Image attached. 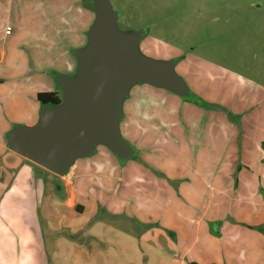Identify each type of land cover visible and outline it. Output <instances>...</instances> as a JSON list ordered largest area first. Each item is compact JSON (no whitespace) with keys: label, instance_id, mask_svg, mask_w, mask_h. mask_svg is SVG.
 <instances>
[{"label":"rangeland","instance_id":"374dc122","mask_svg":"<svg viewBox=\"0 0 264 264\" xmlns=\"http://www.w3.org/2000/svg\"><path fill=\"white\" fill-rule=\"evenodd\" d=\"M67 3L66 0H1V127L13 129L26 125V121L33 119L31 111L40 114L42 104L36 98L39 91H56L65 101L66 92L58 80L59 75L81 77L77 52L88 46L93 23L87 27V16L95 15L96 8L93 0H76L75 9L85 14L80 21L77 17L80 13L74 12L71 17L76 21L75 27L66 32L63 16H67ZM110 3L117 13L120 33L142 35L138 46L141 55L157 60L176 56L177 63L183 59V66L190 69L187 75L190 81L195 77L193 66L196 68L197 87L203 84L201 93L191 87L193 97L184 98L199 109L195 116L200 124H196L191 137L203 133L200 129H205L204 136L212 137L214 135L207 132L218 127L229 129L233 135L237 133L236 144L228 153L227 143L222 141L213 147L210 144L207 152L210 162L225 158L226 165L232 163L231 167L220 169L232 182L233 188L228 193L232 198L223 199L210 191L202 207L210 212L207 221H211L212 214L225 212L222 224L236 221L235 209H241L242 221L250 223L249 228L263 235L252 243L226 237L223 242L227 241V250L230 248L232 254L226 257L231 262L224 264H264V0H110ZM6 25L9 28L6 29ZM176 66L177 72L187 74L181 65ZM223 113L231 123L221 119ZM249 138L257 149L250 151V145L244 153L241 141L247 143L245 139ZM99 144L101 142L96 146ZM203 147L208 148L204 145L200 148ZM251 154H256L263 166L260 163L255 167L246 165L244 156ZM129 158L138 160L137 151ZM249 169L258 180L261 178L256 191L259 196L251 201L243 194L238 195L236 190L238 181L244 178L238 177L240 172L246 175ZM232 171L235 173L230 174ZM178 184L174 181L172 186ZM214 185L217 187L218 182ZM55 213L51 207V214ZM255 213H259V217L254 218ZM62 215L59 222L51 220L53 227L57 225L60 229L51 231L50 238L59 237L61 264H78L73 257L74 247L64 237L74 236L68 226L83 229L91 219L83 214L70 217L68 210H63ZM96 226L94 231L101 235L102 241L92 247L95 253L82 257L85 264H159L154 258L144 256L140 238L129 228L107 223ZM75 233L77 239L83 238L82 231ZM51 256L54 258L53 252Z\"/></svg>","mask_w":264,"mask_h":264},{"label":"crops","instance_id":"0c3cea01","mask_svg":"<svg viewBox=\"0 0 264 264\" xmlns=\"http://www.w3.org/2000/svg\"><path fill=\"white\" fill-rule=\"evenodd\" d=\"M66 2L63 27L67 32L76 24L71 15L80 12L75 9L76 0ZM90 17L86 22L88 28L95 19L94 13ZM182 63H185L183 59L177 65L187 74L178 73L190 88L200 92L203 84L197 87L196 68L193 66L195 77L190 81L187 77L190 69ZM197 110V106L166 88L136 84L124 100L120 128L123 137L136 149L138 160L129 158L123 163L110 148L99 144L93 155L78 158L65 175L46 172L10 149L7 137L11 129L0 126V264H61L59 237L50 236L51 231L60 229L57 225L53 227L51 220L59 222L63 210H68L70 217L83 214L91 219L83 229L68 226L74 236L64 237L74 247V261L79 263L85 262L82 259L85 255L95 253L94 246L102 241L101 235L94 231L99 223L129 228L140 238L144 256L154 258L159 264L229 263L226 257L230 248L227 250V241L223 242L226 237L243 243L262 238L260 231L242 221L241 209H235L234 222L222 224L221 217L225 214L222 211L212 214L211 221H207L210 212L202 206L208 193L232 198L228 193L233 188L220 170L223 166L231 167L232 163L226 165L225 158L210 162L207 152L210 144L213 147L222 141L227 143L228 153L236 144L237 133L233 135L229 129L218 127L207 132L212 137L203 135L205 129H200L203 133L196 138L191 137L196 124H200L195 116ZM30 113L33 119L26 121V125H33L39 119V111ZM220 116L224 122L231 123L225 113ZM245 140L247 143L241 141L243 152L250 145V151L256 152L255 142L251 138ZM201 145L208 148H200ZM244 159L246 165L263 166L256 154ZM160 173L164 175L158 176ZM243 173L238 176L244 178L238 181L237 194L251 201L259 196L256 191L261 178L253 176L250 169L246 175ZM174 181L179 184L173 187ZM51 207L55 214H51ZM76 231H82L83 238L77 239Z\"/></svg>","mask_w":264,"mask_h":264},{"label":"water","instance_id":"95a60500","mask_svg":"<svg viewBox=\"0 0 264 264\" xmlns=\"http://www.w3.org/2000/svg\"><path fill=\"white\" fill-rule=\"evenodd\" d=\"M93 1L89 43L77 52L81 77L59 75L66 100L42 104L35 124L17 126L7 137L10 149L57 175L67 174L78 158L93 155L98 142L121 159L135 155L120 128L123 103L134 85L149 83L184 98L193 95L176 71V59L141 55L142 35L120 33L110 0Z\"/></svg>","mask_w":264,"mask_h":264},{"label":"trees","instance_id":"16d2710c","mask_svg":"<svg viewBox=\"0 0 264 264\" xmlns=\"http://www.w3.org/2000/svg\"><path fill=\"white\" fill-rule=\"evenodd\" d=\"M84 14H85V12L84 13H80V14L77 15V17L79 18L80 21H81V18L83 19V15ZM90 18H88V16H87V22L90 21ZM36 98L41 104L59 105V104L62 103V99H61L59 93L56 92V91H40V92H38L36 94ZM29 161L32 162L31 160H29ZM32 163L35 164L36 166L48 171V172H51V171L43 168L42 166H40V165H38V164H36L34 162H32ZM51 173H53V172H51ZM53 174H55V173H53ZM77 211L81 212V210H80V208L78 206H77Z\"/></svg>","mask_w":264,"mask_h":264}]
</instances>
